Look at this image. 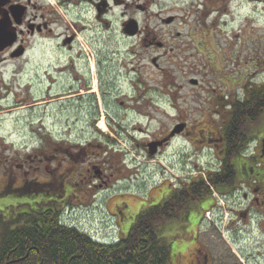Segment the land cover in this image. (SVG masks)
<instances>
[{"label":"rangeland","instance_id":"1","mask_svg":"<svg viewBox=\"0 0 264 264\" xmlns=\"http://www.w3.org/2000/svg\"><path fill=\"white\" fill-rule=\"evenodd\" d=\"M127 2L128 8L119 6L111 13L110 27L93 31L89 25L75 46L76 51L96 57L101 73L98 87L113 90L111 96L98 89L101 99L94 104L99 103L100 122L106 127L89 120L84 122L86 134L71 137L92 144L95 158L111 176L109 186L94 188L86 181L73 189L78 196L54 202L47 185L50 171L57 176L65 170L78 180L86 169L64 162L61 167L59 161L47 159L52 142L47 132L51 128L62 132L66 117L62 107L66 99L52 100L67 92L66 80L50 86L46 72L57 63V56L30 58L25 65L26 58L27 67L8 87L9 99L0 104V221L55 203L63 223L113 243L128 234L138 214L169 196L170 189L203 177L215 195L208 178L209 169L218 166L217 151L201 144L194 147L179 137L151 157L145 143L162 138L179 120L193 125L192 138L201 137L200 130H205L203 135L210 130L220 133L231 119L230 104L243 99L247 89L263 84L264 2ZM126 18L138 21L140 35L124 33ZM82 89L87 95L89 89ZM249 128L264 133V115L250 122ZM248 149L252 151L250 145ZM216 194L220 200L215 202L208 193L190 205L188 221H173L162 230L170 247L166 264H193L197 244L216 253L214 264H264V227L259 224L264 205L240 198L229 201ZM249 205L254 213L251 220L241 215ZM205 207L211 212L202 214ZM190 221L193 229L187 226ZM196 236L197 243L191 244Z\"/></svg>","mask_w":264,"mask_h":264},{"label":"flooded vegetation","instance_id":"2","mask_svg":"<svg viewBox=\"0 0 264 264\" xmlns=\"http://www.w3.org/2000/svg\"><path fill=\"white\" fill-rule=\"evenodd\" d=\"M262 1L264 2V0ZM119 6L128 8L129 4L127 0H0V104L9 99L10 93L8 92L10 88L8 87L15 82L14 77L20 76L27 67L23 63L26 58L28 60L25 61V65L29 63L30 58L41 56L42 58L49 57L51 59L57 56V63H55L53 68L47 69L46 72L49 76L48 80L51 82L50 86L53 87L61 79L66 80L67 92L65 94L59 92L54 100L45 101L46 103L51 100L66 99V103L62 106L63 113L66 115L63 120L64 123L60 127L62 132L51 127V130H48L52 137V142L48 148V150L51 149L49 150L51 154L47 159L53 162L59 161L58 163L61 167L64 163L80 164L81 167H85L86 173L82 172V178L77 180L65 170H61L57 176H53L52 171H50V174H48L51 177L47 181V185H49L48 192L55 195H53L54 202H60L61 200L67 202L69 196L72 197L73 194L78 196L73 189L86 181L90 182L88 183L90 186L97 188L109 186V180H111V176L106 174L98 159L95 158L93 153L95 149L91 148L92 144L84 145L82 141L71 138L73 136L79 138L83 133L86 134L88 132L84 124L86 121L90 120L91 125L94 126L102 124L103 120L100 122L103 116L101 107H98V102L94 105L97 100L101 99V95L99 99L97 97V90H102V94H107L105 92L108 90L109 94L113 96V90L109 91L112 89L110 86L98 87L97 85L100 82L101 73L97 66L96 57L94 55H86L83 50L76 51L75 46L78 44L81 34H84L89 25L93 31L99 30L102 25L107 28L110 27L112 24L110 15ZM138 8L140 10L145 9L143 5H138ZM132 19L126 18L123 21V29L124 24ZM141 33L142 29H140L139 24L137 34L127 35L136 36ZM80 82L84 88L89 89L86 91L87 95L84 94L82 86H79ZM90 88L92 89L90 90ZM48 93L50 94V92ZM71 100L75 101L72 105L70 104ZM177 122L185 123L186 126L179 134L159 146L158 153L165 151L175 138H187L194 147L201 144L203 148L208 146L212 150L217 151L218 166L210 168L209 175L217 174L215 173L216 171H219L218 173L225 172V159L227 156V140L224 136L225 126L220 133L210 130L203 135L205 130H200L198 132L201 133V137L192 138V133L195 130L193 125L187 120H179ZM171 130L160 139L147 141L145 143L147 150L150 152L147 144L168 137L172 132ZM212 139L216 140L212 141ZM250 140H252L253 149L251 147L252 151L247 156H241L246 159L245 164L236 162V176H231L230 178L232 173L227 174V180L215 184L213 188L216 193H219L229 201L240 198L264 205V133L259 131L252 133ZM182 150L184 151L186 148ZM36 157H39V155H36ZM60 158L61 160H59ZM230 180H232L231 185ZM194 182H197V180L183 183L178 186V189L190 186ZM61 191L60 195L57 194ZM215 196L211 193L213 199ZM260 197L262 198L260 199ZM247 207L248 210L245 209L241 215L243 218H250L251 220L254 216V213L250 211L252 206L249 205ZM204 211L205 209L201 213L203 214ZM261 215L262 221L260 220L261 223L259 224L264 227V213ZM16 216L13 217L15 218ZM186 217L188 221L189 215ZM187 226L193 229L195 225L190 221L187 222ZM196 241L197 236L191 244H196ZM194 248L195 260L193 264L215 263L216 253L213 254L211 250L206 249V247L203 248L199 244Z\"/></svg>","mask_w":264,"mask_h":264},{"label":"trees","instance_id":"3","mask_svg":"<svg viewBox=\"0 0 264 264\" xmlns=\"http://www.w3.org/2000/svg\"><path fill=\"white\" fill-rule=\"evenodd\" d=\"M247 90L243 99L230 104L231 119L224 129L226 170L209 175L212 185L227 180V174L236 176V162L246 163L241 156L253 133L250 122L264 115V85ZM204 184L201 177L141 212L128 234L110 244L60 223L61 211L55 204L43 210L28 209L0 221V264H166L170 247L161 232L171 222L186 218L190 205L208 195L209 187Z\"/></svg>","mask_w":264,"mask_h":264},{"label":"water","instance_id":"4","mask_svg":"<svg viewBox=\"0 0 264 264\" xmlns=\"http://www.w3.org/2000/svg\"><path fill=\"white\" fill-rule=\"evenodd\" d=\"M124 30H126V32L129 33V34H135L137 32L136 23L134 21L129 22L126 25V29H124ZM192 82H197V81L196 80H193ZM184 127H185L184 124H181V125L176 126L175 129L172 131V133H171L170 136H173L176 133L181 132ZM167 139L168 138H165V139H163L161 141H155V142H152V143L148 144L149 147H150V154L151 155H154L157 152L158 147L159 146H162L164 144V142L167 141Z\"/></svg>","mask_w":264,"mask_h":264},{"label":"bare ground","instance_id":"5","mask_svg":"<svg viewBox=\"0 0 264 264\" xmlns=\"http://www.w3.org/2000/svg\"><path fill=\"white\" fill-rule=\"evenodd\" d=\"M104 125H105V122L103 121L102 124H100V127L105 128L106 126H104Z\"/></svg>","mask_w":264,"mask_h":264}]
</instances>
